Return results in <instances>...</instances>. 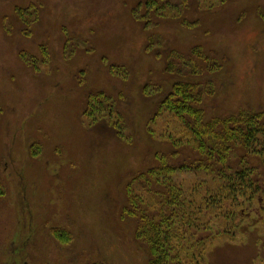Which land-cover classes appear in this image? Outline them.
<instances>
[{
	"label": "rangeland",
	"instance_id": "374dc122",
	"mask_svg": "<svg viewBox=\"0 0 264 264\" xmlns=\"http://www.w3.org/2000/svg\"><path fill=\"white\" fill-rule=\"evenodd\" d=\"M210 1L219 3L190 0L194 27L155 19L145 29L132 15L138 0H0V264H148L124 189L171 150L147 132L179 80L164 49L199 45L221 62L202 80L213 82L207 118L264 109V0L202 7ZM151 34L160 49H146ZM99 91L119 103L127 138L107 120L85 121ZM248 160L264 185V155ZM238 213L234 236L219 223L199 234L205 264H264V192Z\"/></svg>",
	"mask_w": 264,
	"mask_h": 264
},
{
	"label": "trees",
	"instance_id": "16d2710c",
	"mask_svg": "<svg viewBox=\"0 0 264 264\" xmlns=\"http://www.w3.org/2000/svg\"><path fill=\"white\" fill-rule=\"evenodd\" d=\"M190 8V0H138L132 15L145 29L155 19L194 27L199 20L188 19ZM162 44L159 34H151L146 49ZM164 52L165 70L179 80L156 105L147 132L171 150L156 152V163L128 181L123 211L136 221L135 236L147 248L148 264H205L206 246L199 234L219 223L222 234L234 236L238 208L264 192L257 168L248 160L249 154L264 155V109L207 118L202 103L214 93L213 82L202 80L220 71L221 62L199 45L188 54L170 47ZM119 69L124 67L112 66L111 71L121 74ZM124 115L105 91L91 93L83 113L88 126L107 120L123 139L128 129ZM178 173H194L200 179L187 183Z\"/></svg>",
	"mask_w": 264,
	"mask_h": 264
}]
</instances>
